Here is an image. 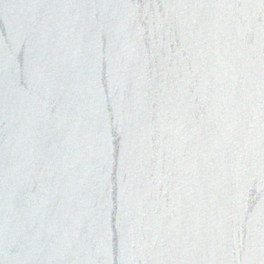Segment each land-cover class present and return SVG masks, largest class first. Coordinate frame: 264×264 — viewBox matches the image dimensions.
I'll use <instances>...</instances> for the list:
<instances>
[{
    "label": "water",
    "instance_id": "1",
    "mask_svg": "<svg viewBox=\"0 0 264 264\" xmlns=\"http://www.w3.org/2000/svg\"><path fill=\"white\" fill-rule=\"evenodd\" d=\"M0 264H264V0H0Z\"/></svg>",
    "mask_w": 264,
    "mask_h": 264
}]
</instances>
